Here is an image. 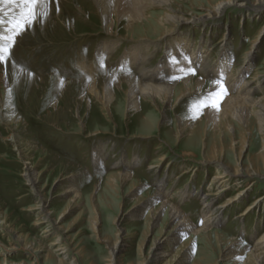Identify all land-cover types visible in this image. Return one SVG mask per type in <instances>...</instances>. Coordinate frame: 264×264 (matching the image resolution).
Returning a JSON list of instances; mask_svg holds the SVG:
<instances>
[{
  "label": "rangeland",
  "instance_id": "obj_1",
  "mask_svg": "<svg viewBox=\"0 0 264 264\" xmlns=\"http://www.w3.org/2000/svg\"><path fill=\"white\" fill-rule=\"evenodd\" d=\"M187 1L182 4L183 11L193 18L200 11L199 7L210 8L216 0ZM14 2L21 4L15 7ZM79 5L85 12L80 11ZM24 7L23 0H0V21L3 25L0 35L5 37L9 29L22 18L18 12L24 13ZM38 11L40 15L36 17L35 22H29L21 31L15 30L10 56L6 63L0 62V110L3 109L0 115L2 113L18 117L17 122L12 124L0 119V212L8 222L0 223V261L3 262L7 257L8 264L13 261H26L28 264L34 261L35 264L37 259V264H54L53 260L46 259L45 248L53 241L55 234L51 233L50 227L48 233L42 234L44 224H35L38 217H35V212L28 210L34 207L36 196L26 180L27 166L37 173L39 190L50 201L48 210L53 213V219L57 220V226L65 231L63 238L70 245V254L64 264H71V261H77L78 264H111V249L110 244L106 243V237L112 242L121 240L118 248L120 264H140L144 257L152 259L154 254H165L163 250L172 237L167 234L172 225L166 221V215H162L149 233H144L149 228L148 213L158 206V201L150 202L151 206L148 208H142L138 218L130 217L129 214L132 209L149 203L148 199L159 189L168 196L173 205L186 213L195 227L203 225L205 215L209 217L219 214L220 211L216 208L231 195H236L241 186L235 184L224 193L225 195H210L205 198L204 193L207 192L216 170L204 165L203 159L210 157L209 151L213 145L218 148L224 145L227 153L225 161L235 165L236 157L228 150L232 141L228 129L225 128L220 133L219 130H214L211 123H195L193 118L184 133L179 132V118L189 117L190 107L201 103L196 101L198 97L181 102L180 106L171 103L166 107H152L151 110L148 106L146 113L142 115L145 117L149 114L145 124V121L142 122L141 118L136 117L134 110L127 109L124 95L123 104L114 111L117 120L111 121L106 119L107 115L101 104L88 93L86 85L93 80L102 83L107 78H117L125 74L150 82V69L157 67L161 61L174 60L177 52L173 45L175 43L170 44V47L165 42H153L154 44L149 43L146 48L123 37L134 34L136 39L143 36L157 38L161 33L157 18L161 16L162 9L151 7L148 10L151 23L135 24L133 33H130L124 21L116 23L114 29L118 36L109 35L105 31L102 14L92 0H41ZM230 13L232 10L221 14L216 22L219 28L211 34L203 35L197 31L188 36L193 45L196 43L197 46L202 45L200 47L204 50L209 49V53L202 56L206 67L201 71L196 68L193 75L204 77L208 84L213 82L224 85V88L229 79L228 82L233 83L228 88L230 94L245 92L248 88L255 87L252 90L253 95L259 97L264 94V78H254V74H264V38L250 71L244 76L245 80L251 82L241 91L244 81L231 76H238V67L244 61V54L251 48L258 31L264 27V15L257 18L255 13H248L243 9L235 13L234 18H230ZM242 16L249 19L241 20ZM154 28H157L158 32H155ZM228 30L232 31V36L224 39ZM8 34L12 35L10 32ZM203 40L208 42L203 45ZM224 43L226 48L222 46ZM101 46L106 50L102 51ZM136 50L141 52H134ZM230 50L236 56L230 69L223 67L225 70L221 74L217 73L214 67L219 65H216V62L223 59V52ZM127 52H132L131 56L129 54L123 59ZM133 54L139 56L133 58ZM122 59L126 61L122 63ZM167 72H163L161 82L171 83L172 76L166 75ZM222 74L225 76L220 77ZM207 94L204 92L202 95ZM88 99L91 100L90 103ZM208 100L210 103L215 102V97L210 96ZM8 101L10 106L6 105ZM201 101H204V98H201ZM250 121L249 146L242 162L243 165L255 162L263 177L259 178L258 182L254 180L255 183L250 185L241 201L221 210L223 218L207 226L226 234L222 248L226 247L230 239L254 247L264 233V205L256 208L251 206L261 195L264 196V185H259L264 184V165L263 160L257 157L262 147L261 134L253 116ZM234 123L239 148L241 128L237 122ZM142 135H148V138ZM12 138L15 141H11ZM97 146L105 148L107 154L104 163L96 172L93 152ZM189 149L194 155H191L192 158L188 161L183 152ZM138 155L141 160L130 169L136 177L134 182H143L137 193V197H145L141 204H137L136 197L132 196L131 184L118 182L113 185L109 180V172L118 170L117 162L128 157L133 159ZM163 155L166 156L163 163L169 162V165L161 163L163 165L157 170H150L149 165L156 164ZM191 163L203 164L202 166H209V169L205 172L195 169L191 173L189 168V172L181 177V170ZM113 164L116 169H113ZM118 165L121 169H126L124 164ZM73 174L74 176H70ZM73 177L77 179L81 193V197L75 202L72 201L74 193L65 189L71 184ZM188 191L192 194L184 196ZM206 202L210 205L206 206ZM68 205L71 207L64 216ZM248 206H251V209L245 212ZM136 219H139V224H134ZM96 220L99 233L94 229ZM11 229L24 236L29 243H34V246L41 238L45 241L44 251L39 253L25 249L21 243L19 251L4 252L7 248L3 245L14 239ZM120 233L121 236L118 235ZM189 237L185 234L176 240L175 244L171 242L168 255L162 256L161 260L153 264H248L245 255L224 257L219 248V241L214 235L209 240L193 237L194 240L189 242L190 244L187 243ZM156 238L161 240L151 249ZM188 246H191L193 251L186 257L184 250ZM54 249L55 247H52L53 251ZM176 254L180 255L174 258Z\"/></svg>",
  "mask_w": 264,
  "mask_h": 264
},
{
  "label": "bare ground",
  "instance_id": "obj_2",
  "mask_svg": "<svg viewBox=\"0 0 264 264\" xmlns=\"http://www.w3.org/2000/svg\"><path fill=\"white\" fill-rule=\"evenodd\" d=\"M92 1L96 5L98 11L102 14L105 23V27H104L105 31L109 35H113V36L117 35L114 29L116 23L124 21L130 33H133L135 31L134 30L135 24L143 23V22L151 23V21L149 20L150 17L148 11L151 7H157L162 9L161 16L157 18L158 24L161 28L160 30L161 33L157 38H148L143 36L136 39L134 37V34L123 35V37L126 39L133 40L135 42V45H143L146 46V48L149 47L147 46L149 43H153V42L154 43L165 42L167 46H170V44L175 43L173 45L174 48L177 50V52L175 53L174 60L171 59L170 61L169 60L168 61L164 60V62L161 61L157 67L150 69L149 72L152 73V75L149 73L150 82H144L143 80L145 79L142 80L140 77H134L130 74H125V75H120L121 77L118 76L117 78H113V77L107 78L102 83H100L98 80L97 81L93 80L91 83L87 84L86 88H88V93L93 96V99H96L101 104V108L103 109V111H105V114L107 115L106 119L108 118L111 121L117 120V116L114 113V111L116 109H119V107H121V104H123L122 100L124 97H125L124 100H126L127 103V107H128L127 109L134 110L136 117L141 118L142 122L145 121V124L149 119V114L146 115L145 117H143L142 115L146 113L145 109L148 106L150 110L152 109V107H156V108L159 106L166 107L171 103H173L175 106H180L181 102H187L190 99H195L198 97L196 101L201 103L192 106V108L190 107L189 117L179 118L178 120L179 122L178 124L180 127L179 132L184 133V131L186 130V126H188L189 122H191L193 118L195 119L194 120L195 123H199V122L201 123L202 121L206 123H211L212 126L214 127V130L216 131L219 130L220 133H222V131H224V129L226 128L228 129V132L232 137L231 145L228 150L229 152L232 153V155L236 157L235 158L236 163L234 166L232 164H228V162L225 161L227 153H226V149H224V145L220 148H218L217 145H213V147L211 148L212 150L209 151L210 157L203 159L204 165H209L216 170V173L212 176L210 185L207 187L208 188L207 192L204 193L205 198L210 195L214 197H220L222 195H225L224 193H226L231 188H233L235 184H236L235 186H239V187L241 186V189H239L236 195L235 194L231 195V197H229L227 200H224L222 204H220L218 208H216L218 211H220L219 214L209 217L208 215H205L204 220H202L204 221L202 226L195 227L194 225H192L189 218L185 215L186 213L184 214L177 206L173 205L168 200L167 198L168 196H166L164 192L161 191L160 189L155 190L153 192L154 194L151 195L150 199H148L149 203L147 204L144 203L145 205L141 206L140 208L136 207L132 209L129 216L130 217L132 216L133 218H138L141 214L142 208H148L149 206H151L150 202L158 201V206L150 210L148 213L149 228L146 231H144V233L146 234L149 233V231L154 226H156V224L159 222L163 214L166 215L167 218L166 221L172 225V227L167 233L168 235H172V237L170 238L169 244L165 246L163 250L166 253L162 254L160 252L156 255L152 254L154 256V258L152 259H150L148 256L144 257V259L141 261L140 264H153L155 262H158L159 260L162 259V256L164 257L168 255L167 251L169 250L170 243L172 242L173 244H175L176 240H179L185 234L190 236L189 241L187 243L192 242L194 240L193 237L205 238V240L206 239L209 240L214 235L215 237H217L219 241L218 242L219 248L222 251L224 257L234 256V255L235 256L245 255L247 256L246 262L248 264H264V233H262L261 237L258 239L254 247L243 245L242 242L229 238L230 241L226 244V247L222 248L223 246L222 241L223 238L227 237L226 234L221 233L217 230H212L210 228H207V226L210 223H214L219 219L223 218L221 217L223 215L221 212L223 208L233 205L237 201H241V198L247 194L250 185L255 183V181L258 182L259 178L263 177V175H261L260 170L257 168L258 165H256L255 162L251 161L249 162V164L243 165L242 160L243 157H245L244 154L245 152H247L246 150L249 146L248 144V134L250 133L249 122H252L250 121V119L251 116H253L255 121L254 123L256 124L258 132L261 134V140H262V147L257 157L263 160V165H264V94H262L263 96L261 95L259 97L254 96L252 90H254L255 87L248 88L245 92H243L242 90L244 87H246V85H248L251 82L245 80V77L246 74L250 71L251 64L252 62H254L256 57L255 55L260 50L261 45H263L264 27H262V29L258 31L256 37H254V41H252L251 43L252 45L251 48L248 49L244 54V58H243L244 61L240 64V67H238L239 70L238 76H235V74L234 76H231L234 78H241V80L244 81V82L242 81L243 84L241 85V89H240L242 92L240 93L238 92L237 94H230L228 92V88H230L231 86L230 84H233L231 82H228L229 79H227L228 81L226 83L228 85L225 86V88L227 87V89H225L223 87L224 85L222 86L219 84H213V82L212 84H208L207 81L204 79V77L198 78L195 76V74L193 75V71H195L196 68L199 71H201L203 67H206L204 58L202 59V56L204 57L205 55H207L206 53H209V49L204 50L202 49V47H200L202 45L197 46L196 43L193 45L188 39V36H191L192 32L199 31L200 33H203V35H207V34H211L213 30H218L219 27L216 23L219 20L218 18L221 16V14L229 10H232V13H230L229 16L230 18H234L236 16L235 13L237 14V12L243 9H246L248 13L249 12L255 13L257 15V18H261V16L264 15V0H216L215 2H213L214 4H212L210 8L207 6L202 8L199 7L200 11L197 13V16H194L193 18L187 16L186 12L183 11L182 4L184 2H188L187 0H92ZM20 4H21L20 2H14L13 5L15 7H19ZM8 6L10 5L8 4ZM79 9L80 11L85 12L84 8L81 7L80 5H79ZM18 14L20 16H23L24 13L23 11H20L18 12ZM243 18L244 20L249 19V17L247 18L246 16L245 17L242 16L241 20ZM250 19L252 18L250 17ZM180 27L181 29H179ZM0 30H3V25L1 21H0ZM153 30L155 32L156 31L158 32L157 28L156 29L154 28ZM17 31H21V29H18ZM8 32L5 34V37L6 36L7 37L5 38L3 36V40H0V43L6 42L9 36H11L8 34ZM231 32H232L231 30H228V33L225 32L226 34H224V39L230 37ZM207 42L208 40H203V45L204 43L206 44ZM113 43L114 42H112V44ZM222 46L226 48L225 43ZM100 48L102 49V51L106 50L104 46H101ZM134 52H141V50H136ZM131 53L127 52L123 59H125L129 54L131 56ZM173 55L174 54H172V56ZM137 56L139 55L137 54L132 55L133 58L134 57L136 58ZM142 57L144 56L142 55ZM181 57H183L182 60L180 59ZM221 58L223 59H219V61L216 62V65L219 66H216L214 68L225 67V69L227 68L230 69L232 61L235 60L233 58L232 53L223 52V56H221ZM123 59H122V63L126 61V60L124 61ZM176 61H179L180 63ZM182 62H184L185 64H182ZM157 70H160V72H158ZM167 71L169 72L165 73L166 75L172 73V75L175 77L174 79H172L173 81L171 83H167L163 81L161 82L163 72H167ZM219 76L221 77L225 75L222 74ZM261 76L264 78V74L262 75L259 73L254 74V78L256 77L258 78ZM204 92L208 94L205 96L202 95ZM210 96L215 97V102L212 101L213 103H217V98H218V106L216 107L212 106L213 103L212 102L210 103L208 100V97ZM201 98H204V101H201ZM90 102L91 100L88 99V103ZM6 105L10 106V102L8 101ZM0 111L3 112V109ZM152 113L153 111L150 113L151 117L153 116ZM0 119H2L5 122L7 121L9 124H12L17 122L18 117L13 115L7 116L1 113ZM234 122H237V124L241 128L239 131L241 133V140L239 139L241 144L239 148L237 147V141L235 138ZM219 135L221 136V134ZM143 137L148 138V135L146 136L144 135ZM13 138L11 139V141H15L14 139L16 138L14 139ZM92 146L94 147V145ZM93 153H94L93 160L96 162V168H95L96 170L95 169L94 170L97 172L99 171L98 168L102 165V163H104L107 151L105 150V148L97 146L95 147ZM183 155L187 157L186 160L189 161L192 158L191 155H194V152L191 151L190 149L185 150L183 152ZM165 158H166L165 155L161 156L160 159L156 161V164L152 163L149 165V169L157 170L159 166L163 164L165 166H168L169 162L163 163V160H165ZM140 160L141 157L139 155L135 156L133 159L129 157L124 158L122 161L116 163V166L118 167L117 171L114 172L113 170V172H109V180L113 182V185H117L118 182H120V184H131L132 186L131 194L132 196L136 197L138 202L137 204H141V202H144V198H145L144 196L137 197V193L140 191L141 187L143 186V182L141 181L134 182L136 177L134 175V172L130 169V167L139 163ZM128 161L130 164L128 163ZM118 164H122V165L124 164L126 169H121ZM203 164L201 165L195 163L189 164L187 167L181 170L180 176L182 177L186 175L189 172V168H191V173H193L195 169H200L202 172H205V170L209 169L208 168L209 166H202ZM117 167H115V164H113V169H116ZM26 168H27L25 175L27 178L26 180H28V183L32 187V190L34 191L36 196V203L34 207L28 210L35 212L36 215L35 217H38V220L36 219L35 224H44V228H43L44 230H42V234L48 233L49 232L48 228L50 227L52 228L51 233L53 235L55 234V237L47 247L44 246L45 241L43 242L41 238L37 241V244H35L34 246V243H29L24 238V236L18 235V233H15L13 229H11V231L14 232L13 233L14 239L13 238H12L13 240L10 239L7 245L5 244L3 245V247L7 248L6 251L4 252H7V250L8 252L9 251L14 252L16 250L19 251L18 247L19 244L21 243L25 249L36 250L39 251V253L40 251L43 252L44 248L46 247L45 248L47 250L46 259L50 261L53 260L54 264L55 263L64 264L65 259L69 258V254H70V250H69L70 245L63 238V236L65 235L64 234L65 231L63 232L62 229H60L57 226V220L53 219V213L50 210H48L50 201L45 197L44 193L41 190H39L38 187L39 177L37 176V173H35L32 167L27 166ZM67 176L69 177V175ZM70 176H74V174ZM241 178L244 179L241 180ZM70 181L71 184L66 186L65 189L66 191L74 193V196L72 197V201L75 202L77 198L81 197L80 188H78L79 185L77 183L76 178L73 177ZM259 185L263 186L264 184L260 183ZM190 194H192V192L188 191L185 193L184 196H189ZM208 205H210L209 202H206V206ZM260 205H264L263 195H261L251 206L252 208L253 206H255L256 208V206H260ZM251 206H248L245 212L251 209ZM70 207L71 205H68V207L65 209L63 213L64 216L67 215V211L70 209ZM0 221H1L0 223H5V224L8 223L1 212H0ZM134 224H139V219H136ZM94 229L97 233L100 232L98 229V220L94 221ZM120 230H118V233L120 232ZM163 231L164 228L161 229V232ZM118 235L121 236V233ZM160 240L161 239L159 238L154 239L152 242L151 249H153V247H155L160 242ZM120 242L121 240L119 241L115 240L114 242H112L108 237H106V243L110 244V249H111L110 250L111 253L109 254L110 257H112L111 259L109 258L112 262L111 264L121 263L118 255V248ZM52 247H55L54 251L52 250ZM181 251L183 250L181 249ZM192 251L193 248L191 246H188L187 249L184 250V256L188 257L189 255H191ZM179 255L180 254H176L174 258L179 257ZM7 259L8 258L5 257L3 262L2 260L0 261V264H8ZM13 262L10 264H28V262L26 261H21L20 263H16V262L13 263ZM37 263H39L38 259L35 262V264ZM70 263L78 264L77 261H71ZM32 264H34V261L32 262Z\"/></svg>",
  "mask_w": 264,
  "mask_h": 264
},
{
  "label": "snow or ice",
  "instance_id": "obj_3",
  "mask_svg": "<svg viewBox=\"0 0 264 264\" xmlns=\"http://www.w3.org/2000/svg\"><path fill=\"white\" fill-rule=\"evenodd\" d=\"M23 3L25 6L24 15L14 24L13 28L9 29V32L12 33V35L9 36L8 40L4 43H0V62L6 63L7 58L10 56V48L14 40V35L16 34L15 30L23 29L29 22H35L36 17L40 15L38 9L41 0H23ZM0 40H3L2 35H0ZM212 106H218V98L217 103H213Z\"/></svg>",
  "mask_w": 264,
  "mask_h": 264
}]
</instances>
